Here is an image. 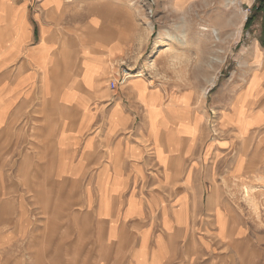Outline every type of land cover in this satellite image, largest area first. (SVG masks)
Returning <instances> with one entry per match:
<instances>
[{"label":"rangeland","instance_id":"rangeland-1","mask_svg":"<svg viewBox=\"0 0 264 264\" xmlns=\"http://www.w3.org/2000/svg\"><path fill=\"white\" fill-rule=\"evenodd\" d=\"M16 1L25 4L0 0V23L6 25L0 37L9 36L15 50V25L26 7L36 34L33 45L41 37L39 17L52 22L42 0ZM226 1L64 0L56 19V52L71 54L90 41L101 52L120 42L121 53L111 63L116 89L143 79L153 89L163 88L165 105L190 98V119L184 109L164 122L157 101H146L157 147L162 130L170 144L177 145L179 135H186L190 146L197 139L171 184L177 190V179L185 181L176 195L187 199L186 229L175 241L186 247L189 264H264V75L255 101H234L262 70L264 61L252 48L256 40L264 47V0ZM94 20V38L79 36ZM92 57L87 68L98 66V56ZM126 73L131 77L124 82ZM64 114L44 103L22 107L0 137V264H126L130 250L109 247L105 224L94 217L97 187L56 178L50 161L57 155L54 131ZM145 115L138 107L136 127ZM174 201L171 205L178 204ZM153 219L159 225L161 212Z\"/></svg>","mask_w":264,"mask_h":264},{"label":"crops","instance_id":"crops-1","mask_svg":"<svg viewBox=\"0 0 264 264\" xmlns=\"http://www.w3.org/2000/svg\"><path fill=\"white\" fill-rule=\"evenodd\" d=\"M61 1L42 0V9L49 10L52 22L46 23L42 15L39 17L49 30L43 35L42 24L36 44L33 45L36 34L28 17V7V38L19 42L15 50L11 48L9 36L0 37V137L22 107H41L44 103L67 112L58 119L60 124L54 131L57 155L50 162L58 180L97 187L94 217L105 224L109 247L130 250L124 257L126 264H189L185 258L186 247H179L180 243L175 241V235L186 229L187 199L180 197L181 192L176 195L185 181L177 179V190L171 184L175 185L172 180L179 175L186 152H194L197 139L190 146L188 137L179 135L177 145L170 144L162 130V142L157 147L150 131L146 101H157L158 119L164 122L171 120V116L178 117L184 109L190 119L192 111L188 101L191 100L180 96L172 105H165L163 88L153 89L143 79L131 80L116 89L114 84L118 82L111 63L115 64L121 53L120 42L116 52L109 46H103L100 52L90 41L74 45L76 48L71 54L66 51L63 55L57 54L56 19L65 5ZM24 4L15 0L14 5L20 8ZM16 23L15 26L19 25V21ZM4 30L6 25L0 23V35ZM252 49L253 52L257 49L259 59L264 61V47L259 40L254 41ZM44 53L45 57H41ZM92 55L98 56L99 60H95L98 66L87 68L85 63L93 62ZM62 58L67 71L62 68ZM261 65L262 70L234 101H255L252 95L260 88L259 77L264 75V63ZM138 107L145 109L147 117L136 127ZM167 190H171L170 197L162 195ZM176 199L178 204L171 205ZM157 211L163 217L159 225L153 219ZM192 245L190 242L187 246Z\"/></svg>","mask_w":264,"mask_h":264},{"label":"bare ground","instance_id":"bare-ground-1","mask_svg":"<svg viewBox=\"0 0 264 264\" xmlns=\"http://www.w3.org/2000/svg\"><path fill=\"white\" fill-rule=\"evenodd\" d=\"M236 1H238V0H227L226 4H235ZM56 2L60 3L59 0H56ZM2 3H3V5L5 4L4 0H3ZM3 8H6V7L3 6ZM26 14H27V12L25 10L22 11L21 17H20L19 23H18L19 25H17L16 29L14 30V31L17 32L16 35H17V38H18V43L19 42H21V43L24 42V39L28 37V32L29 31H28V22H27ZM94 21H96V22L90 24L89 27L87 26L85 28V30H87L85 32L86 34L81 33V35H79V36H81V37H85V36L88 37L89 36V37H91V39H93L94 38V34H95L94 32H95V30H97V27H98V21L97 20H94ZM48 30H49V28H47V27L45 28V25L43 24V35H47L48 34ZM57 33H58V31H57ZM53 34H54V31H53ZM111 49H113V51H115V52L118 51L117 43L113 44V48L111 47ZM41 57H45V53L43 55H41ZM113 67H114V65H113ZM160 137H161V135H160ZM160 137H159V143L161 144L162 141H161Z\"/></svg>","mask_w":264,"mask_h":264},{"label":"built area","instance_id":"built-area-1","mask_svg":"<svg viewBox=\"0 0 264 264\" xmlns=\"http://www.w3.org/2000/svg\"><path fill=\"white\" fill-rule=\"evenodd\" d=\"M252 13V9H249V10H247V12H246V16H248L249 14H251ZM131 77V75L129 74V73H126L124 76H123V81L125 82L126 80H128L129 78Z\"/></svg>","mask_w":264,"mask_h":264},{"label":"trees","instance_id":"trees-1","mask_svg":"<svg viewBox=\"0 0 264 264\" xmlns=\"http://www.w3.org/2000/svg\"><path fill=\"white\" fill-rule=\"evenodd\" d=\"M263 3H264V1H263ZM258 10L261 11L262 7H261V9H258ZM253 20H254L253 17L248 20V26L252 24Z\"/></svg>","mask_w":264,"mask_h":264}]
</instances>
